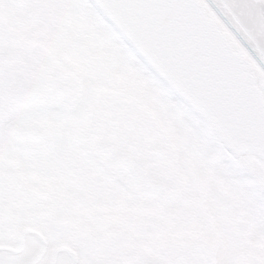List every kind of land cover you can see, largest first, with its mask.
<instances>
[{
  "label": "flooded vegetation",
  "instance_id": "flooded-vegetation-1",
  "mask_svg": "<svg viewBox=\"0 0 264 264\" xmlns=\"http://www.w3.org/2000/svg\"><path fill=\"white\" fill-rule=\"evenodd\" d=\"M88 2L86 0L85 3L90 5ZM43 6L46 5L37 0H0V157H8L10 153L17 152V148L27 152L26 162L31 165L32 171L27 177L29 186L24 189V195L29 196L31 205L37 206L41 212L27 215L26 222L30 226L38 224L51 233L57 232L58 227L75 226L77 223L81 228L76 231L75 238L66 231L64 233L71 239L60 243L77 253V264H97L89 258L91 254H97L95 249L104 243L118 250L119 255L123 250L128 255L127 260L121 261L111 257L107 264L174 262L182 244L175 248L172 255L164 254V246L159 241H162L164 229L167 230L165 223L158 218H148L142 212L135 221L139 220L145 243L136 256L132 255L129 216L132 179L119 163L121 155L132 157L160 183L168 185L164 180L173 178L168 177L172 175L169 166L163 163L159 165L156 160L157 156H165L158 132L150 123L130 116L131 113L126 112L125 101L122 102L124 106L121 111L118 107L121 104L116 101L119 98H116L111 85L99 86L102 33L98 27H48L50 17L44 14ZM10 14L9 20H6L5 17ZM10 83L19 88L13 86L16 94L25 95L22 105H10L6 98ZM176 111H179L178 107ZM136 121L152 133L150 139L145 137L140 151L133 147L128 132L130 124H136ZM10 126L29 127V139L24 141L14 137L9 131ZM187 143L198 145L195 140ZM224 151L236 163V157ZM210 157L214 159L213 155ZM236 160L245 173L229 172L231 181L225 183V190L235 186L256 187L264 194L257 177L243 167L242 159ZM101 161L104 165H100ZM153 163L158 165L156 170L152 168ZM1 165L5 167L6 163ZM116 173L117 178L123 179L117 183L114 182ZM6 176L10 179L0 175V193L19 195L23 190L21 178L11 174ZM10 183L17 186H5ZM121 184L123 187L117 186ZM56 193L60 196L53 200L51 195ZM175 194L172 188L169 203H178ZM135 196L140 202L154 205L158 210H163L169 204L155 202L137 190ZM23 199L22 196L13 197L11 202H7L6 211L0 207V225L10 230L25 223L19 210ZM55 205L59 210H78L80 215L77 222L54 218L52 209L56 208ZM100 208L113 213L117 209L118 214L117 218L114 214L109 215L112 219L108 221L106 230L96 236L92 247L88 245L92 241L87 240L86 235L96 231L94 227L90 229L95 219L88 217ZM238 216L242 217L243 212L238 211ZM119 241L125 243L124 248L118 246ZM205 241L208 244L199 247L197 254L192 252L190 246L184 245L185 257L180 264H205L202 254L204 247L212 249L215 264L216 251L210 237L206 235ZM260 242L264 243L263 235L257 240V243ZM155 244L156 251L153 249ZM61 254L64 256L62 264H69L68 256Z\"/></svg>",
  "mask_w": 264,
  "mask_h": 264
},
{
  "label": "rangeland",
  "instance_id": "rangeland-1",
  "mask_svg": "<svg viewBox=\"0 0 264 264\" xmlns=\"http://www.w3.org/2000/svg\"><path fill=\"white\" fill-rule=\"evenodd\" d=\"M37 2L46 5L43 6V10L44 14L50 17V24L46 25L48 27L85 26L92 29L98 27L102 33L99 49L101 60L99 64L102 71L99 72V86L111 85L117 95L116 98H119L116 101L121 104L118 106L121 111L124 106L122 102L125 101L126 112H130L134 119L150 123L160 137L165 156H157L156 160L159 165L164 162L169 166L172 175L168 177L173 178L165 179L164 182L174 188L178 203H169L163 210H158L149 203L146 205L136 198L132 182L129 210L132 255L136 256L145 243L139 220L135 221L140 218L142 212L146 213L148 218H158L165 223L167 230L164 229L162 241H159L164 246V254L172 255L179 244L190 246L192 252L197 254L199 247L208 244L205 241L207 235L216 251L215 264H264V243H257L260 236L264 237V194L255 186V188L235 186L225 190V183L231 181L229 172L239 171L240 174L243 171L245 173V170L237 158H234L235 163L226 156L215 131L192 110L190 111L186 104L177 101V96L172 90L156 77L152 69L123 38L118 36L110 22L101 14L98 15L96 7L91 2V6L85 3L86 0H37ZM11 15L5 19L9 20ZM177 107L179 111H176ZM24 113L27 114V111ZM139 130L145 132L141 126ZM139 130L136 121V124L131 126V134L136 140L134 143L137 151H140L143 140ZM190 140H195L198 145H189L187 141ZM26 154V151L17 148V152L10 153L8 157H0V164L6 163L5 167L0 166V175L8 180L10 178L6 175L19 176L23 181L21 185L23 190L19 195L0 193V207L6 211L7 202H11L13 197L22 196L24 199L19 204V210L23 213L21 219L25 221L23 225L10 230L0 225V264H27L39 254L41 243L32 234L24 235V246L18 253L14 254L10 250L19 247L18 234L24 228L41 232L48 245L43 256L35 264H50L54 247L67 238L71 239L64 232L67 231L75 238L76 231L81 228L76 223L80 215L78 210L69 208L59 210L57 205L52 209L53 217L66 218L69 223H76L75 226L58 227L57 232L52 230L51 233L49 229H44L38 224L30 226L26 222L27 215L41 212L37 206L31 205L29 196L24 195V189L29 186L27 177L32 171L31 165L26 162L28 159ZM210 155H213L214 159ZM100 165H104L102 161ZM152 165L156 170L158 165L156 163ZM67 168L70 170V166ZM117 176L118 173L114 179L115 183L123 180ZM8 185L17 186L5 184ZM117 186L123 187L122 184ZM59 196L57 193L51 195L53 200ZM72 205L76 207L74 203ZM238 211L243 212L242 217L238 216ZM92 213L88 219L95 220L90 229L94 227L96 231L86 235L87 240L92 241L88 242L89 246H94L96 236L98 234L100 236L106 230L108 221L112 219L109 215L114 214L117 218L118 210L113 213L100 208ZM118 246L124 248L125 243L119 241ZM153 249L157 250L156 244ZM95 253L97 254H91L89 260L97 264H107L111 257H116L120 261L128 259L125 250L119 255L118 250L105 243L95 249ZM63 260L64 256L59 254L56 264H62ZM170 264L174 262L171 260Z\"/></svg>",
  "mask_w": 264,
  "mask_h": 264
},
{
  "label": "water",
  "instance_id": "water-1",
  "mask_svg": "<svg viewBox=\"0 0 264 264\" xmlns=\"http://www.w3.org/2000/svg\"><path fill=\"white\" fill-rule=\"evenodd\" d=\"M127 39L156 74L213 128L224 145L243 157L245 167L264 189V170L250 154L264 160V95L257 84V72L242 51L227 36L201 0H92ZM234 33L264 71V0H205ZM10 83L6 98L10 105H22L25 95L16 94ZM262 88L263 85L259 84ZM15 88H14V87ZM19 89V88H17ZM13 103V104H11ZM27 139L28 127L10 128ZM141 192L163 204L171 191L163 187L141 164L127 156L120 159ZM38 236L42 248L28 264H35L46 250V241L33 230L20 232ZM70 264L77 255L66 246ZM207 264L211 255H207ZM184 258V248L175 259Z\"/></svg>",
  "mask_w": 264,
  "mask_h": 264
},
{
  "label": "bare ground",
  "instance_id": "bare-ground-1",
  "mask_svg": "<svg viewBox=\"0 0 264 264\" xmlns=\"http://www.w3.org/2000/svg\"><path fill=\"white\" fill-rule=\"evenodd\" d=\"M203 4L207 7V9L210 11V13L214 16L216 21L219 23V25L222 27L224 32L227 34V36L232 40V42L242 51V53L246 56L248 61L251 63L255 71L257 72V84L260 87L263 95H264V71L261 66L257 64V62L253 59V57L250 56V54L247 52V50L243 47V45L238 41L234 33L226 26V24L216 15V13L213 11V9L209 6V4L205 0H201ZM263 85V88L259 84Z\"/></svg>",
  "mask_w": 264,
  "mask_h": 264
}]
</instances>
